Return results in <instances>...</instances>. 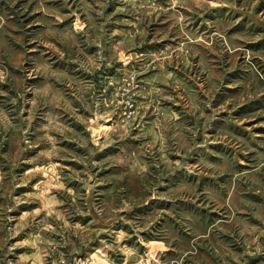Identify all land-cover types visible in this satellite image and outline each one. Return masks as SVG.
Masks as SVG:
<instances>
[{
  "label": "rangeland",
  "instance_id": "374dc122",
  "mask_svg": "<svg viewBox=\"0 0 264 264\" xmlns=\"http://www.w3.org/2000/svg\"><path fill=\"white\" fill-rule=\"evenodd\" d=\"M0 264H264V0H0Z\"/></svg>",
  "mask_w": 264,
  "mask_h": 264
}]
</instances>
